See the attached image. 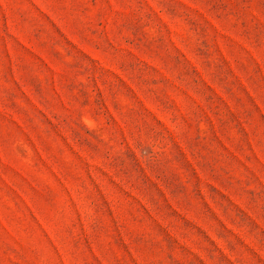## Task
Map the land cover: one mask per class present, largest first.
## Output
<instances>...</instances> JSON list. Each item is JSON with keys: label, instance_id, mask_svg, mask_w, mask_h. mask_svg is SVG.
I'll list each match as a JSON object with an SVG mask.
<instances>
[{"label": "rangeland", "instance_id": "374dc122", "mask_svg": "<svg viewBox=\"0 0 264 264\" xmlns=\"http://www.w3.org/2000/svg\"><path fill=\"white\" fill-rule=\"evenodd\" d=\"M0 264H264V0H0Z\"/></svg>", "mask_w": 264, "mask_h": 264}]
</instances>
